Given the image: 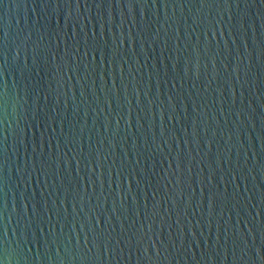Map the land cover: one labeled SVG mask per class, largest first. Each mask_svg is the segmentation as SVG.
Returning <instances> with one entry per match:
<instances>
[{
	"label": "water",
	"instance_id": "1",
	"mask_svg": "<svg viewBox=\"0 0 264 264\" xmlns=\"http://www.w3.org/2000/svg\"><path fill=\"white\" fill-rule=\"evenodd\" d=\"M4 2L0 15L10 33L7 117L0 114V138L7 136L8 147L4 222L8 240L13 247L19 242L28 264H97L90 231L97 217L99 228L113 237L107 249L100 243L98 264H264V3L131 0V6L120 0L118 6L112 0V7L96 8L93 0L90 7L81 0L79 9H69L41 8L40 0ZM57 30L69 37L79 33L77 59L87 51L84 63L96 72L88 76L81 68L79 81L69 72L61 87L53 83L55 91L48 93L47 76L43 70L37 74L31 48L55 45ZM25 36L26 68L25 49L16 47ZM113 36L119 46L115 64ZM197 43L199 66L193 58L185 72L184 58ZM59 46L62 50L63 41ZM35 87L41 91L34 103ZM193 119L200 142L187 146L194 157L192 186L174 187L175 162L171 168L169 163L177 146L185 147L184 129L190 136ZM68 135L76 143L65 144ZM97 148L99 161L81 159L77 165L74 155ZM41 151L53 155L47 177L33 172L29 178V169L17 172ZM75 183L87 192L74 210L71 199L61 201ZM208 188L219 193L211 216ZM154 192L161 215L149 230L145 202L151 207ZM21 193L46 200L48 209L41 208L39 227L25 229L27 239L21 236L26 220ZM25 203L31 214L30 201ZM81 254L89 258L81 261Z\"/></svg>",
	"mask_w": 264,
	"mask_h": 264
},
{
	"label": "snow or ice",
	"instance_id": "2",
	"mask_svg": "<svg viewBox=\"0 0 264 264\" xmlns=\"http://www.w3.org/2000/svg\"><path fill=\"white\" fill-rule=\"evenodd\" d=\"M262 3H264V0H261ZM94 6L96 8H103V7H112V0H93ZM117 5H120V0H116ZM200 4H208L213 3V0H199ZM225 3L226 0H225ZM4 0H0V5H4ZM35 4V0H34ZM128 5L133 6L131 0H129ZM66 7V8H72L75 7L76 9H79L81 6V0H63V3L61 4L59 0H57L56 3H51L50 0H40L39 7L41 8H47V7ZM91 4L88 3V0H85V7H90ZM101 28H103V25H101ZM30 35V34H29ZM123 34H121V41L120 43H123ZM80 37L79 33L73 32L72 35L69 37L67 36V33L57 30L55 33L54 39L56 40V44L53 45L50 41L47 45H45L42 49L39 45L33 44L31 48V55H32V64L34 67H37V74H39L40 70H43L47 76V91L48 93H51L55 91L52 87L53 83L56 84L57 90L61 87L62 82L64 81L65 75H67L69 72L77 74V81L80 80V76L78 75L81 71V68L85 72L86 75L91 76L94 75L96 72V69L92 67L89 64L84 63V57L87 56V51L84 53V57H81L79 60L77 57L80 55V48L78 45L80 44V40L78 39ZM84 46L85 49L89 47V37L88 34H84ZM95 33L92 34L91 40L95 41ZM15 39V38H13ZM27 40L28 37L25 36L22 40H20V43L16 45L17 49L20 47H24L25 49V61L23 67H27V55H28V47H27ZM63 41L64 47L61 50L60 49V42ZM114 41V47H113V53H112V61L111 63L115 64L117 63L116 56H117V49L118 45H116L115 36H113ZM71 42V43H70ZM10 45V33L9 28L6 26L3 22V16L0 15V114L3 116H6L7 113V96H8V83L5 79V68L9 64L8 60V49ZM187 47V45H186ZM95 47L93 46V51H95ZM261 54L264 55V49H262ZM19 57V51L16 53V57L14 59H18ZM199 57H200V48L197 44L192 45L191 51L188 53V55L184 58V65H185V72H187V66L192 63L193 58L196 60L197 67L199 66ZM43 62V68L41 69L39 66ZM92 69L91 72L89 69ZM173 68L175 69V64L173 65ZM71 76H68V79L71 80ZM103 77H101L102 79ZM39 83V82H37ZM135 87V85H134ZM40 87H35L34 91L32 93L34 103L39 100L40 98ZM112 93L114 94L116 90H113ZM105 95L106 100L110 103V96L108 93V90L105 89ZM147 95V93L145 94ZM45 100L48 99V95L46 94L44 97ZM170 102H171V98ZM149 105L151 106L152 101L149 100ZM163 109L161 108V120H163ZM120 112H115V116L118 117L116 119V125L117 130L119 126V118H120ZM140 117H138L139 121ZM110 118L106 116V122L105 127L107 128L110 123ZM21 134L23 133V129L20 130ZM174 135V133H172ZM184 145L185 147H179L177 146L178 150H175V154H172L171 160L169 163V168H171V162H175V168L173 170L175 174V182L174 187L185 185L187 187L192 186V161L194 159L192 151L188 145L192 143L199 144V133H198V121L197 119L192 120V131L189 136L188 129H184ZM23 142V141H21ZM155 142V139H154ZM65 144H71L76 143V138L68 135L64 139ZM57 152L56 156H59V148L60 143L57 142ZM35 152V148H34ZM219 155V153H217ZM65 156L67 154L65 153ZM101 157V152L99 149L90 150L89 152L85 153L83 150H81V153L77 156L74 155L73 158L77 160V165L79 166L80 160H85L86 163H91L93 159L96 161H99ZM53 159V155H45L43 151L40 152L39 156H33L30 160L25 159L24 161V167H17L18 173H23L25 169H29L27 172L28 177L30 178L33 175V172L43 175L47 177L50 174L51 166L50 161ZM69 161L65 159V163L67 164ZM8 163V147H7V136H3V138H0V264H4V255H5V249L7 246L8 240V225L4 222V214L8 210V197L7 192L5 191V186L7 184L8 177L5 175V168ZM165 173L171 175L172 173H169L167 169L164 170ZM77 172L79 173V167L77 168ZM111 174V173H109ZM117 175H121V173H117ZM90 179L91 184H95L94 180ZM212 182V177L210 176L208 179V185H210ZM61 181V185H62ZM119 187V185H118ZM165 189H167V185H165ZM202 189V193H203ZM87 188H82L78 183H75L74 186H70L69 189L64 190V201H61V203L65 202L68 199H71L73 201V209L75 210V204L76 202L82 201L84 199V194H86ZM156 193H153L154 201L151 204V207H149L147 201L145 202V212H144V220L148 222V228L151 230L153 219L157 216H160V209H159V200L155 199ZM191 195V194H190ZM25 199L29 200L31 203V214H29L28 204L25 203ZM208 215L211 216L213 209L217 206L219 203V193L217 191H212L211 188H208ZM21 204H22V218H26L25 225L21 229V236L24 237V239H27L25 229L35 223L37 227H39V222L41 220V217L43 215L41 208L43 207V211L47 210V202L46 200L41 201L37 200L35 198V195L33 194L31 197H25L23 193H21ZM13 208H15V205H13ZM110 219V217H109ZM144 225L141 224V227L139 229V232H143ZM43 229L41 228V232ZM92 233V244L93 247L96 249V255L93 257V259L98 262L102 259V257L99 254L100 249V243L103 242L105 248L109 246L111 240H112V233L108 232L106 229L99 228V217H97V225L90 229ZM251 231V229H250ZM52 235H56L55 233H52ZM33 243H36L35 240V232H33ZM139 238V236H138ZM87 234L85 236V244H87ZM117 243L119 241L117 240ZM235 243V241H233ZM77 247L79 246V239H77ZM19 245V242H18ZM44 247L47 248V240H45ZM19 248L22 249V247ZM23 250V249H22ZM31 249H29V252ZM89 252L92 251V249L88 250ZM145 253H147V248H145ZM25 258H28L27 255H24ZM79 258L81 261H84L85 259H88L87 254H81L79 255ZM37 259H39V255L37 254Z\"/></svg>",
	"mask_w": 264,
	"mask_h": 264
},
{
	"label": "clouds",
	"instance_id": "3",
	"mask_svg": "<svg viewBox=\"0 0 264 264\" xmlns=\"http://www.w3.org/2000/svg\"><path fill=\"white\" fill-rule=\"evenodd\" d=\"M5 117H7V113ZM21 260L24 261V264H28V258L24 257L23 250L19 248V245L17 244L16 247H13L12 243L9 241L5 249L4 264H21Z\"/></svg>",
	"mask_w": 264,
	"mask_h": 264
}]
</instances>
